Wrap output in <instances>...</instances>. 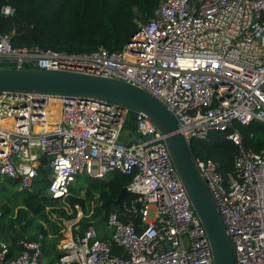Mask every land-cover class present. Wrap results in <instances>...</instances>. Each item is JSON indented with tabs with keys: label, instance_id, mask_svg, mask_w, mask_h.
<instances>
[{
	"label": "built area",
	"instance_id": "built-area-1",
	"mask_svg": "<svg viewBox=\"0 0 264 264\" xmlns=\"http://www.w3.org/2000/svg\"><path fill=\"white\" fill-rule=\"evenodd\" d=\"M14 12L10 4L1 7ZM11 37L0 29V65L133 82L173 112L189 145L236 123L264 121V0H159L120 50L58 51L17 46ZM131 116L136 136L125 141ZM227 137L238 151L226 177L214 159L194 160L224 220L235 264H264V148L246 147L236 129ZM43 156L47 162H38ZM41 165L50 169L45 189L52 198L71 195L81 174L107 177L114 170L131 176L125 187L134 198L107 209L105 229L96 226L104 209L97 196L86 211L76 203L53 260H42V233L22 237L27 249L14 256L0 237V264H214L164 135L145 113L98 99L0 92V180L31 189Z\"/></svg>",
	"mask_w": 264,
	"mask_h": 264
},
{
	"label": "trees",
	"instance_id": "trees-1",
	"mask_svg": "<svg viewBox=\"0 0 264 264\" xmlns=\"http://www.w3.org/2000/svg\"><path fill=\"white\" fill-rule=\"evenodd\" d=\"M158 2L159 0H0V29L10 33L12 43L17 46H39L68 52H91L100 46L120 50L139 26L154 14ZM4 4L13 6L15 12L11 15L1 13ZM126 127L134 131L133 116L128 118ZM233 129L242 135L246 147L257 151L264 148V121L259 119L248 124L236 123L226 131H213L208 140L195 138L190 145L194 157L217 161L218 169L225 177L232 171L234 155L238 151L237 144L227 137ZM49 173V167L41 165L33 188L20 190L23 206L18 208L12 226L16 221L19 226L26 225L24 220L32 222L33 218L28 213L39 214L46 206V198L49 202H55L45 189L49 183ZM79 176L89 180L86 195L71 194L68 199L73 207L80 203L83 208L86 199L92 200L97 196V200L102 201L98 207L109 209L113 206V200L131 180L130 175L118 170L110 172L107 177L89 174ZM4 179L6 182L10 178ZM16 182L19 183L18 180ZM40 193L43 196L40 197ZM133 198L134 195L127 192L121 202H130ZM0 207L3 208L2 213H10L9 204ZM62 211L65 212L64 209ZM73 216L74 214H68V217ZM81 223L84 226L88 220L82 219ZM19 237L18 231L10 244L9 256L15 255L14 249L19 247Z\"/></svg>",
	"mask_w": 264,
	"mask_h": 264
},
{
	"label": "water",
	"instance_id": "water-1",
	"mask_svg": "<svg viewBox=\"0 0 264 264\" xmlns=\"http://www.w3.org/2000/svg\"><path fill=\"white\" fill-rule=\"evenodd\" d=\"M0 92L98 99L145 113L164 135L176 172L205 229L214 264H235L234 249L224 220L196 165L189 142L179 130L173 112L150 91L115 76L68 69L0 65ZM47 159L43 156L38 162L46 163ZM126 193V187H123L112 203L119 205ZM106 213L107 208H104L99 220L104 219ZM21 240L20 235V248L27 249Z\"/></svg>",
	"mask_w": 264,
	"mask_h": 264
},
{
	"label": "rangeland",
	"instance_id": "rangeland-1",
	"mask_svg": "<svg viewBox=\"0 0 264 264\" xmlns=\"http://www.w3.org/2000/svg\"><path fill=\"white\" fill-rule=\"evenodd\" d=\"M89 185V180L84 178L83 176H77V179L73 181L71 184L72 194L74 195H86V188ZM33 188V187H32ZM31 188V189H32ZM21 187L16 180H6L2 181V186L0 185V206L3 204L10 205V226H7V232L10 238H4L10 244L14 237L17 235V232H20V235L24 238H34L42 233L45 237V245L44 251L42 254L43 261L53 260L57 256L56 246L60 242V240L65 236V232H67V223H71L75 220V216L77 211L74 207L70 204L68 196L61 197V198H54L52 201L49 202L47 198L42 199L46 206L39 214L28 213L29 217L33 218L32 222H27L24 220L23 222L26 223L25 226H19V222H15L14 226H12L13 220L15 221V216L17 214V210L19 207L23 206L22 201V194H20ZM97 193V192H95ZM40 197L43 196L41 193L39 194ZM70 196V195H69ZM96 199V198H95ZM92 200L86 199L85 202V209L90 207ZM64 209L65 212L62 211ZM2 211L3 208L0 207ZM68 214H74L73 217H68ZM7 215L3 214L0 216V223L6 221ZM64 221H63V219ZM60 222V223H59ZM96 226L98 229H105L106 221L105 219L98 220L96 222ZM84 227V226H82ZM64 231V233H63ZM20 246L15 247L14 252L18 253L20 251Z\"/></svg>",
	"mask_w": 264,
	"mask_h": 264
},
{
	"label": "crops",
	"instance_id": "crops-1",
	"mask_svg": "<svg viewBox=\"0 0 264 264\" xmlns=\"http://www.w3.org/2000/svg\"><path fill=\"white\" fill-rule=\"evenodd\" d=\"M127 128V127H126ZM136 134L135 132L131 129H126L123 134H122V138L125 140V141H130V140H133L135 138ZM4 179L0 180V185L2 186V181ZM1 211V210H0ZM4 213H2L1 215H3ZM0 215V216H1ZM7 218H6V221L3 222L2 224L0 223V237L1 238H10L9 237V234L7 232V226H10V213H7ZM60 223V222H59ZM72 223V222H71ZM69 223V224H71ZM67 223V225H69ZM20 226H23V225H20Z\"/></svg>",
	"mask_w": 264,
	"mask_h": 264
}]
</instances>
